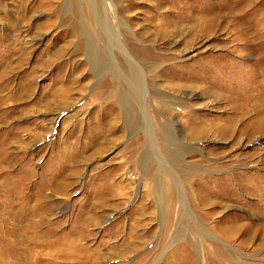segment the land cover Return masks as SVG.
Instances as JSON below:
<instances>
[{
    "label": "rangeland",
    "instance_id": "rangeland-1",
    "mask_svg": "<svg viewBox=\"0 0 264 264\" xmlns=\"http://www.w3.org/2000/svg\"><path fill=\"white\" fill-rule=\"evenodd\" d=\"M99 6L0 0V167L26 178L8 263L264 264V0ZM119 43L154 58L131 92Z\"/></svg>",
    "mask_w": 264,
    "mask_h": 264
},
{
    "label": "bare ground",
    "instance_id": "bare-ground-1",
    "mask_svg": "<svg viewBox=\"0 0 264 264\" xmlns=\"http://www.w3.org/2000/svg\"><path fill=\"white\" fill-rule=\"evenodd\" d=\"M172 1L175 2L177 0H172ZM178 1H180V0H178ZM227 1L228 0H226V2ZM107 2H108V0H100V6H99L100 9H99V11H93V15H94L96 21H99V24H101L102 22H107V20H108L109 15H108V13H106V9H105V5H106ZM118 11L120 12L121 11V8H119ZM174 14L177 15V16L180 15V13H178V12H175ZM214 17H216V16H214ZM230 17H232V16H230ZM115 18L117 19V21H120V19L118 17V14H115ZM117 48H118V50L120 52V55L124 59L125 66H126L125 68L127 69L126 72H125V74H121V75L123 76V80H125V81H128L127 79L130 80V82H127L126 85H127V88L131 92L132 90L135 89V85H134L135 83L134 82H131V79H130L132 76L134 77V71L131 69L132 68L131 67V64L132 63L131 62H132L133 57L144 58V59H148V58L149 59L150 58L151 59H154V58L147 51H144L141 48H137V47H135L133 45H128L127 44V45L124 46V45H122V44L119 43V45L117 46ZM205 59L199 61V63H203V61H205ZM212 60H216V59L213 58ZM111 62L113 63L114 66H116V63H115V61L113 59H111ZM159 73H161V74L163 73L162 69L159 71ZM176 87H177V89H172V90L170 89V91H174L175 90V92L178 91L180 94H184V95L193 94V91H188L187 90V89H191V88L183 87L182 85H179V86L176 85ZM263 106H264V104H263ZM262 118H264V117H262ZM253 119H255V118H253ZM262 121L264 122V119ZM174 124L177 125L178 124V121L175 120L174 121ZM194 124H196V123H194ZM249 125L251 126V124H249ZM257 125H259V124L257 123ZM252 130H254V129H252ZM12 137L13 138L15 137V127L14 126L10 127L5 132H0V165H1L2 162H6V164H9V163L11 164L15 160V158H16V153L15 152H10L7 149V146L10 144L9 140ZM183 163L184 162H182V161L178 162L179 173L176 172V174H174V175L172 174L173 179H176L177 180V179H180L181 177L182 178H186L189 175L190 170L187 169V168H185L183 166ZM233 178H235V175L233 176ZM25 181H26V178L25 177H18V176L12 175L11 174V171L3 170V168L0 167V213H3V212L5 213L8 210L7 213L10 212L8 215L9 216L12 215V217H9V218H1L0 217V221H1V224H2V228H3V232L1 234V238H2V241L4 242V245H2L3 248L0 251L1 264H9L8 261H7V258L9 257V252H10V254H11V252L16 253V251L13 250L15 248L14 247L12 248V246H13V244L14 245L16 244V242L13 239L18 234V230L16 229V226L13 224L14 223L13 221H15V219L17 218L18 212H14V211H10V210H12V208H13V210L16 211V209H15V203L20 204V202L23 201V193L24 192H22V190L25 189L24 188ZM252 189H254V188H252ZM260 200H261L262 203L259 205V206H261V208H259V210H262L264 212V202H263L264 201V195H261L260 196ZM28 215L31 216L30 213ZM28 215L26 216V225L21 226L22 233H30V231L33 229V226L31 225V223H28V221H29ZM10 219H12L13 221L11 222ZM20 219L23 220L22 217H21V215H20ZM251 228L250 229L249 228H246V230L248 232H250V231H252L254 229L253 227H251ZM32 247H33V241L26 242V245L23 247V251L25 252L26 255L27 254L28 255L31 254ZM53 252H51V253H53ZM61 254H62V252H61ZM16 257H18L17 254H15V255L12 254V261L17 262L16 264H18L19 263V258H16Z\"/></svg>",
    "mask_w": 264,
    "mask_h": 264
}]
</instances>
